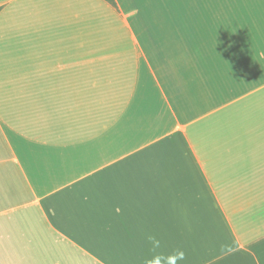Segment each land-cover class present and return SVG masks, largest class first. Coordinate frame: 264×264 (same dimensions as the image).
Here are the masks:
<instances>
[{
	"label": "crops",
	"instance_id": "crops-1",
	"mask_svg": "<svg viewBox=\"0 0 264 264\" xmlns=\"http://www.w3.org/2000/svg\"><path fill=\"white\" fill-rule=\"evenodd\" d=\"M175 250L264 264V0H0V264Z\"/></svg>",
	"mask_w": 264,
	"mask_h": 264
},
{
	"label": "clouds",
	"instance_id": "clouds-1",
	"mask_svg": "<svg viewBox=\"0 0 264 264\" xmlns=\"http://www.w3.org/2000/svg\"><path fill=\"white\" fill-rule=\"evenodd\" d=\"M147 239L151 242L153 250L160 247V241L153 235H148ZM185 259V254L181 250H175L167 256L163 254L153 255L151 259L145 261V264H178Z\"/></svg>",
	"mask_w": 264,
	"mask_h": 264
}]
</instances>
